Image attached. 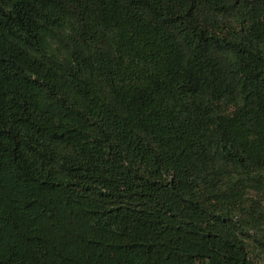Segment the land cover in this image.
I'll return each mask as SVG.
<instances>
[{"label": "trees", "instance_id": "1", "mask_svg": "<svg viewBox=\"0 0 264 264\" xmlns=\"http://www.w3.org/2000/svg\"><path fill=\"white\" fill-rule=\"evenodd\" d=\"M0 264H264V0H0Z\"/></svg>", "mask_w": 264, "mask_h": 264}]
</instances>
